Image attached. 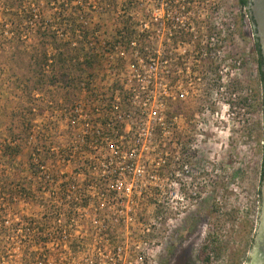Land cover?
Here are the masks:
<instances>
[{"label":"rangeland","instance_id":"obj_1","mask_svg":"<svg viewBox=\"0 0 264 264\" xmlns=\"http://www.w3.org/2000/svg\"><path fill=\"white\" fill-rule=\"evenodd\" d=\"M70 1L43 0L40 8L45 11L46 20H52L53 14L61 12L69 19L76 12L75 31L70 25L56 29L62 42L71 43L72 48H80L86 38L90 41L88 47L93 48L91 44L102 47L97 40L107 42L116 38L124 23L138 21L143 15L116 9L103 12L91 9L92 3L108 2L117 6L122 0ZM143 2L151 3L149 0ZM177 4L185 5L188 11L179 9V12L172 13V17H179L183 24L193 22L194 28L179 23L170 42L167 30L158 34V56L163 58L173 52L179 58L175 59V64L193 70L188 78L183 76L185 85L190 83L188 100L173 103L170 114L179 119L180 139L189 150L193 149L194 179L199 184L185 194L176 188L158 190V200L161 201L153 205V201L147 200L141 222L152 232H157L158 224L154 227L153 222H157L160 211L176 212L181 216L171 217L170 229L184 218L187 210L178 212L173 207L196 209L200 199L209 193L212 213L203 245L204 263L245 264L259 218L260 175L264 160V91L259 78L254 28L248 12L241 8L238 0H178ZM34 9L37 13L36 3ZM2 17L0 14V20ZM2 29L0 26V33ZM34 34L33 30L27 43V54L13 53L15 49L11 46L15 44L0 42V259L7 255L9 246H14V240L6 231L31 222L44 226V214L52 211L48 203L43 202L45 197L40 182L32 172V147L28 142L33 136L32 142L57 146L58 133L65 132V124L58 123L61 104L73 103L81 94L79 86L86 79L94 76L96 83L105 82L102 76L105 67L101 66V60H97L90 69L81 65L80 71H67L72 77L81 78L77 89L60 85L61 71H55L59 85L52 84L51 67L45 68L50 81L43 87H36L38 66L32 56L40 44ZM96 52H92V56ZM81 57L76 63L82 64L85 58ZM120 68L123 67L120 65ZM95 71L99 75L95 76ZM6 146L16 149L14 157H4ZM203 169L210 170V182L206 188L201 186ZM183 196L193 197L198 202L192 200L180 206L172 203L173 199L180 202L178 199ZM130 239L133 244L138 238L130 236ZM140 239L149 245V264H155L158 235L149 236L147 233L145 239L143 236Z\"/></svg>","mask_w":264,"mask_h":264},{"label":"built area","instance_id":"obj_2","mask_svg":"<svg viewBox=\"0 0 264 264\" xmlns=\"http://www.w3.org/2000/svg\"><path fill=\"white\" fill-rule=\"evenodd\" d=\"M122 1L90 4L94 11L143 15L124 23L116 38L97 40L102 47L91 44L105 82L86 79L77 99L61 104L59 144L32 142L33 136L28 142L32 172L52 211L43 216L45 227L31 222L6 231L14 246L2 264H149V245L140 237L158 231L141 217L147 200L161 201L158 190L177 186V166L189 148L170 108L188 100L184 78L193 74L175 64L173 52L158 56V34L167 30L170 42L179 23L192 30L194 24L172 17L188 11L178 0ZM130 236L138 239L130 244Z\"/></svg>","mask_w":264,"mask_h":264},{"label":"trees","instance_id":"obj_3","mask_svg":"<svg viewBox=\"0 0 264 264\" xmlns=\"http://www.w3.org/2000/svg\"><path fill=\"white\" fill-rule=\"evenodd\" d=\"M42 1L43 0H0V14L3 16L0 20V26L3 28L0 33V42L8 45L15 44L14 46H11L15 49L13 53L27 54V52H29L27 43L29 42L32 31L34 30V37L37 35L40 44L39 48L32 56L35 61V65L38 66V85L36 87H43L47 84L49 79L48 76L45 75V68L51 67L53 70V75L51 76L52 84L55 85V83H58L59 85V80H56L58 75L55 71H61L62 81L60 82V85L65 84V86H69L68 88L77 89L82 82L81 78L79 76L72 77L70 73H67V71L69 70V72H71L76 69L79 70L81 65H85L88 69L94 67L95 62L98 60L95 56H92V52H96L95 48L88 47L90 41L87 40V38L85 42H81L80 48H72V45L69 42L63 43L59 38L56 29L61 28L63 25H70L71 27L76 26V12H73V14L69 16V19L66 18V16L64 17L65 14L61 12L53 14L52 20H46L45 11H42L43 8H40ZM238 1L241 8L248 12L249 17L252 20L250 12L247 8L248 0ZM70 2H72V0ZM34 3L38 6L37 13L34 9ZM73 30L75 31V27ZM255 39L259 78L264 90V73L261 70L262 56L257 37H255ZM50 49L52 52H50ZM80 55L83 56L81 58H85L82 64L76 63L78 58L80 59ZM66 102H68L67 99ZM262 106L264 112V97ZM16 153L17 151L15 148H12V146H6L4 157H14ZM247 261H250V257H248Z\"/></svg>","mask_w":264,"mask_h":264},{"label":"flooded vegetation","instance_id":"obj_4","mask_svg":"<svg viewBox=\"0 0 264 264\" xmlns=\"http://www.w3.org/2000/svg\"><path fill=\"white\" fill-rule=\"evenodd\" d=\"M252 6V0H248V10L250 12V7ZM250 16L252 17L251 13ZM252 25L254 28V34L256 37L255 22L252 17ZM258 44L260 46L261 56H262V67L261 70L264 73V54L263 47L260 40L257 38ZM264 91V90H263ZM194 152L193 149L186 152V157L178 164L176 181L178 192L181 191L185 194L186 191L198 185L199 183L194 179V165H193ZM203 180L201 184L203 188L209 186L210 182V170L203 169ZM263 186H264V160L262 165V171L260 175V189H259V222L261 223L262 210H263ZM198 202L197 199L193 197L183 196L179 198L178 201L172 203L175 205L188 204L190 201ZM169 203V202H168ZM211 196L208 193L207 196L200 199L199 207L188 209V206H181L180 209L173 207L174 211L181 212L183 209H187L182 220H176L179 222L174 223V225L169 229L168 224L171 221V217H179L181 215L172 212L170 214L165 213L164 210L160 211V216L158 217V260L155 264H205L203 256V245L207 237V231L210 226L211 220ZM182 214V213H181ZM169 229V230H168ZM257 245V239L254 238V246L252 251L254 252L255 246ZM250 261L252 256H249ZM249 261V262H250Z\"/></svg>","mask_w":264,"mask_h":264},{"label":"water","instance_id":"obj_5","mask_svg":"<svg viewBox=\"0 0 264 264\" xmlns=\"http://www.w3.org/2000/svg\"><path fill=\"white\" fill-rule=\"evenodd\" d=\"M250 13L255 22L256 37L261 42V45L263 47V54H264V0H252V6L250 7ZM262 206H263V210H262V217L260 219L261 223L259 222V226H258V221H259V218H258L257 227H256L255 235H254V238L257 239V245L255 246V250L253 252L252 251L253 246H254V240H253L250 253H249V256H252L253 258L250 262L246 261L245 264H264V186H263Z\"/></svg>","mask_w":264,"mask_h":264}]
</instances>
